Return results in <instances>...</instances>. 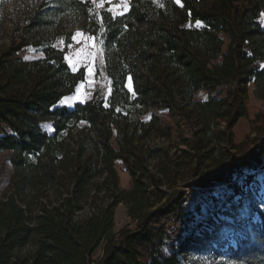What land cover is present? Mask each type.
I'll list each match as a JSON object with an SVG mask.
<instances>
[{
	"label": "trees",
	"instance_id": "16d2710c",
	"mask_svg": "<svg viewBox=\"0 0 264 264\" xmlns=\"http://www.w3.org/2000/svg\"><path fill=\"white\" fill-rule=\"evenodd\" d=\"M263 12L264 0H131L115 18L93 0L24 11L21 37L0 51V153L13 167L0 194V264H185L157 224L185 210L189 190L237 187L264 169V135L236 144L233 131L251 83L264 100ZM61 29L68 43L78 30L100 39L107 98L61 104L85 78L54 45ZM28 46L42 56L21 58ZM121 204L131 222L118 228ZM259 218L227 250L236 264H264V210Z\"/></svg>",
	"mask_w": 264,
	"mask_h": 264
},
{
	"label": "rangeland",
	"instance_id": "374dc122",
	"mask_svg": "<svg viewBox=\"0 0 264 264\" xmlns=\"http://www.w3.org/2000/svg\"><path fill=\"white\" fill-rule=\"evenodd\" d=\"M43 2L44 0L0 1V51L12 38L21 37L24 24H21L19 30L17 25L20 24L23 12L33 11ZM127 2L129 8L131 0ZM118 3L119 0H110V3L105 0L103 8L95 4L94 7L98 11H107L109 7ZM117 15L120 14L115 16ZM261 22L264 25V12L261 15ZM60 32L62 34L56 38L54 45L66 50L65 56H71L73 60H76L73 54L83 49L84 52L75 67L69 60L66 61L73 71L81 68L85 70L84 80L80 81L75 91L67 96L72 99L65 103L63 102L67 98L65 97L61 104L73 106L77 102L90 100L95 94L107 98L111 93V80L106 73L104 50L100 39L96 35L78 30L75 34L80 32L83 36L75 40L71 38V42L68 43L64 34L66 29H61ZM88 37L94 39L89 40ZM89 53L91 55H88ZM18 55L23 59H35L42 56V51L40 48L28 46L18 52ZM128 86L132 88L131 81ZM207 96L206 91H200L196 98L203 100ZM246 106L247 116L242 117L233 129L236 144L245 141L248 136L254 139L264 135V100L255 95L253 83L249 85ZM253 145V142L249 143L244 149ZM240 155L238 154L237 157ZM9 157V152L0 153V194L9 187L13 174ZM115 167L120 188H129L132 177L122 161H116ZM252 176L249 181L241 180L237 187L217 185L212 189L199 187L189 190L183 200L185 210L157 224L159 236L165 242L176 246L185 264H236L226 255L229 247H235L239 240L252 238L254 231L261 227L259 211L264 210V169L258 170ZM172 196L176 199L179 194L174 193ZM115 219L118 228H123L131 222L122 204L116 209ZM189 244L198 245L202 249L198 252L185 251ZM212 248L218 250L215 251Z\"/></svg>",
	"mask_w": 264,
	"mask_h": 264
},
{
	"label": "snow or ice",
	"instance_id": "6c2138e0",
	"mask_svg": "<svg viewBox=\"0 0 264 264\" xmlns=\"http://www.w3.org/2000/svg\"><path fill=\"white\" fill-rule=\"evenodd\" d=\"M108 2L110 3V0H108ZM177 3H179V0H176ZM93 3L97 6V7H101L103 8L104 7V3H105V0H99V2H97V0H93ZM128 8V2L127 0H119V3L112 6V7H109L107 9V11L113 13V18H115V15L116 14H123V11H126ZM100 23L101 25H103V18L101 17L100 18ZM197 23V26H199V21L196 22ZM83 34L80 33V32H77L74 36H72V39H76L77 37H82ZM89 40H92L94 39L93 37H88ZM94 46V45H93ZM84 50L81 49L79 50L78 52L74 53L73 55L76 57V60H73L71 56H65V59L66 60H69V62L73 65V67H75V64L79 62V58L80 56L83 54ZM88 55H91V53H89ZM78 92L80 91V89L78 88L77 90ZM72 98L71 97H67L65 98V100L63 102L67 103L69 100H71Z\"/></svg>",
	"mask_w": 264,
	"mask_h": 264
}]
</instances>
